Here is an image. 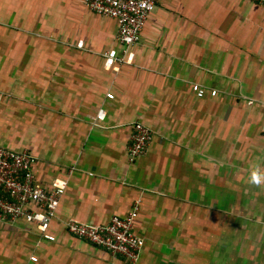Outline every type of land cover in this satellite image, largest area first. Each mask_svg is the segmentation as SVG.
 Instances as JSON below:
<instances>
[{
	"label": "crops",
	"instance_id": "obj_1",
	"mask_svg": "<svg viewBox=\"0 0 264 264\" xmlns=\"http://www.w3.org/2000/svg\"><path fill=\"white\" fill-rule=\"evenodd\" d=\"M84 1L0 0V144L36 156L38 185L67 183L56 240L0 221V264H264V5L158 0L115 71L118 22ZM138 121L153 138L131 162ZM138 200L136 262L66 227Z\"/></svg>",
	"mask_w": 264,
	"mask_h": 264
},
{
	"label": "built area",
	"instance_id": "obj_2",
	"mask_svg": "<svg viewBox=\"0 0 264 264\" xmlns=\"http://www.w3.org/2000/svg\"><path fill=\"white\" fill-rule=\"evenodd\" d=\"M264 5V0H253ZM86 6L95 13L114 18L118 22V41L121 51L111 49L104 53L107 69L119 71L123 64L135 60L134 46L141 39L142 31L155 10L158 0H85ZM198 97H204L208 88L194 83ZM215 93V90H212ZM113 98V93H108ZM100 111L98 119H103ZM133 134L128 145L129 159L134 162L143 155L153 138V130L143 122L133 124ZM37 158L31 152L16 151L0 144V221L15 224L20 219L36 223L38 230L49 240H56L49 233L52 221L57 216L60 199L66 190V182L55 179L51 188L40 186L35 181L33 165ZM140 211V201L125 217L114 215L106 224H89L70 219L68 231L115 255L131 262L140 259L145 239L134 229ZM37 261V256H32Z\"/></svg>",
	"mask_w": 264,
	"mask_h": 264
},
{
	"label": "clouds",
	"instance_id": "obj_3",
	"mask_svg": "<svg viewBox=\"0 0 264 264\" xmlns=\"http://www.w3.org/2000/svg\"><path fill=\"white\" fill-rule=\"evenodd\" d=\"M257 176H261V178H264V174H261V173H254V174H253V177H252V181H253V182H258V180H257Z\"/></svg>",
	"mask_w": 264,
	"mask_h": 264
}]
</instances>
